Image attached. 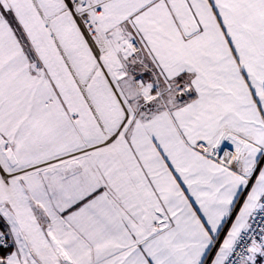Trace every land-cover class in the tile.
Segmentation results:
<instances>
[{
    "label": "snow or ice",
    "instance_id": "obj_1",
    "mask_svg": "<svg viewBox=\"0 0 264 264\" xmlns=\"http://www.w3.org/2000/svg\"><path fill=\"white\" fill-rule=\"evenodd\" d=\"M0 264H264V0H0Z\"/></svg>",
    "mask_w": 264,
    "mask_h": 264
}]
</instances>
